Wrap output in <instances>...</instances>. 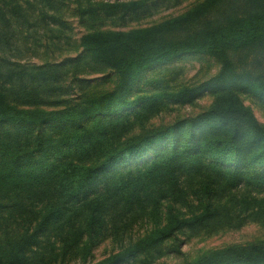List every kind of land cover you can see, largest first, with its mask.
Instances as JSON below:
<instances>
[{
	"label": "trees",
	"instance_id": "trees-1",
	"mask_svg": "<svg viewBox=\"0 0 264 264\" xmlns=\"http://www.w3.org/2000/svg\"><path fill=\"white\" fill-rule=\"evenodd\" d=\"M180 1L0 0V264H264V241L181 251L201 233L264 225V124L241 98L264 103V0H198L129 27ZM55 50L61 62L25 60ZM186 56L217 73L166 94L151 72ZM202 90L203 113L147 127Z\"/></svg>",
	"mask_w": 264,
	"mask_h": 264
},
{
	"label": "rangeland",
	"instance_id": "rangeland-1",
	"mask_svg": "<svg viewBox=\"0 0 264 264\" xmlns=\"http://www.w3.org/2000/svg\"><path fill=\"white\" fill-rule=\"evenodd\" d=\"M198 0H181L179 3H169L166 6L161 7L153 17L143 20L138 23H132L129 27H145L152 23H156L165 18L178 15L189 8L193 3ZM69 18V17H67ZM70 27L73 28L69 34L74 38H78L84 29L80 27L77 21L71 18L68 19ZM31 54V55H30ZM65 52H59L55 50L47 55H43L38 51L36 53H28L25 60H29L30 63L41 64L43 60L50 62H61ZM85 71L86 69H82ZM218 71V64L208 57H190L186 56L182 59L175 60L172 63L160 66L155 71L151 72V75H162V82L164 83L165 93L176 95L183 88L189 87L190 89L197 88V91L201 89L202 84ZM85 76L89 79L103 78L100 73H93L91 70H86ZM92 72V73H91ZM150 74V73H149ZM79 77H83L79 75ZM187 86V87H186ZM183 87V88H181ZM151 89L145 90V93H149ZM242 102L245 106L249 107L257 121L264 124V103H260L250 97L241 95ZM212 101V97L204 90L199 92L191 103L186 101L185 103H168L167 107L161 110V113L150 121L147 127H163L170 126L179 123L183 120H187L196 117L198 114L203 113L209 107ZM150 228V225L143 223L134 228L132 234L134 237L143 235L145 231ZM255 241H264V225L256 221H247L242 227L223 229L215 233H201L198 236L190 238L182 246L181 251L184 257L193 258L197 254L209 249L220 248L230 244H245ZM113 243L110 240H106L98 244L93 250L92 263H96L103 260L112 251ZM184 258L179 257L176 254H169L161 258L155 264H181ZM68 264H77L69 262Z\"/></svg>",
	"mask_w": 264,
	"mask_h": 264
}]
</instances>
